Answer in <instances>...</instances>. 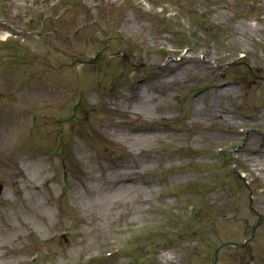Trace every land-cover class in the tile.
Masks as SVG:
<instances>
[{"label": "rangeland", "instance_id": "1", "mask_svg": "<svg viewBox=\"0 0 264 264\" xmlns=\"http://www.w3.org/2000/svg\"><path fill=\"white\" fill-rule=\"evenodd\" d=\"M158 113L171 125L152 123ZM232 139L220 173L227 154L207 149ZM168 165L179 166L165 179ZM225 169L230 198L216 185ZM0 180V264H83L119 226L149 224L166 200L180 215L196 194L203 210L151 238L148 264H213L216 246L250 230L249 188L264 212V0H0ZM169 182L178 194L165 198ZM256 237L218 264H264V223Z\"/></svg>", "mask_w": 264, "mask_h": 264}, {"label": "bare ground", "instance_id": "2", "mask_svg": "<svg viewBox=\"0 0 264 264\" xmlns=\"http://www.w3.org/2000/svg\"><path fill=\"white\" fill-rule=\"evenodd\" d=\"M8 35L9 34H7V32H5V33L2 34V37L5 38ZM186 55L188 56L189 54H186ZM141 94H142V91H141V89L138 88V91H137V95L136 96H138L140 98Z\"/></svg>", "mask_w": 264, "mask_h": 264}, {"label": "water", "instance_id": "3", "mask_svg": "<svg viewBox=\"0 0 264 264\" xmlns=\"http://www.w3.org/2000/svg\"><path fill=\"white\" fill-rule=\"evenodd\" d=\"M2 187H3V184L0 183V190L2 189Z\"/></svg>", "mask_w": 264, "mask_h": 264}]
</instances>
